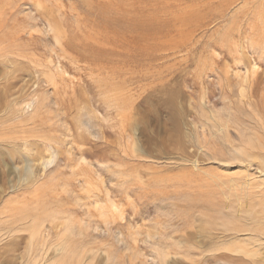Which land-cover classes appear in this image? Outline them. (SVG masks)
<instances>
[{
  "label": "rangeland",
  "instance_id": "rangeland-1",
  "mask_svg": "<svg viewBox=\"0 0 264 264\" xmlns=\"http://www.w3.org/2000/svg\"><path fill=\"white\" fill-rule=\"evenodd\" d=\"M0 7V264H228L264 238V0Z\"/></svg>",
  "mask_w": 264,
  "mask_h": 264
},
{
  "label": "bare ground",
  "instance_id": "bare-ground-1",
  "mask_svg": "<svg viewBox=\"0 0 264 264\" xmlns=\"http://www.w3.org/2000/svg\"><path fill=\"white\" fill-rule=\"evenodd\" d=\"M1 8V7H0ZM2 12V11H1ZM50 18V17H49ZM6 21H7V19L6 18H4ZM43 20V19H42ZM50 20V19H49ZM52 20V19H51ZM1 21V20H0ZM10 21V20H9ZM11 21H12V19H11ZM10 23V22H9ZM1 25L2 24H5V23H0ZM23 24V23H22ZM6 25V24H5ZM14 25H16L17 26V23L16 24H14ZM49 25V24H48ZM54 25V24H53ZM57 25V24H56ZM7 26H8V24H7ZM12 26V25H11ZM3 27V26H2ZM6 27V26H5ZM52 27V26H51ZM4 28V27H3ZM13 29L15 28V27H12ZM16 28H22L21 26H17ZM7 29V28H6ZM8 29H9V27H8ZM3 30V29H2ZM1 30V31H2ZM17 30V29H16ZM263 30V29H262ZM19 31V30H18ZM17 31V32H18ZM57 31V30H56ZM4 32V31H3ZM12 33H13V31H11ZM11 32H9V34L8 35H10V33ZM11 33V34H12ZM20 33V32H19ZM17 35L18 34H15L14 35V37L16 36V38L15 39H17ZM56 35H57V33H56ZM57 36H59V35H57ZM12 37V36H11ZM10 37V38H11ZM55 37V36H54ZM249 37V36H248ZM9 38V37H8ZM28 38H29V36H28ZM56 38V37H55ZM59 38V37H58ZM12 39V38H11ZM14 39V40H15ZM60 39V38H59ZM57 40V39H56ZM58 41H60V40H58ZM12 44V43H11ZM10 44V45H11ZM69 47H71L70 45H69ZM63 50V49H62ZM21 52V51H20ZM6 53V52H5ZM22 53H24L23 51H22ZM21 53V54H22ZM64 53V52H63ZM6 54H8V53H6ZM62 54V53H61ZM19 55V54H18ZM27 55V54H26ZM64 55V57H65V54H63ZM6 56V55H5ZM21 56V55H20ZM25 56V55H24ZM61 56V55H60ZM22 57H23V55H22ZM25 57H29L28 55L27 56H25ZM59 57V56H58ZM62 58V57H61ZM2 59H4V58H2ZM30 59H31V57H30ZM5 60V59H4ZM33 60V59H32ZM70 60H72V59H70ZM3 61V60H2ZM7 61V60H6ZM1 62V61H0ZM3 62H5V61H3ZM18 62V61H17ZM33 62H36V61H33ZM38 62V61H37ZM5 64V63H4ZM12 64V63H11ZM21 65V64H20ZM22 67V66H21ZM22 68H24V67H22ZM17 74V73H16ZM6 75V74H5ZM16 77H17V79L19 78L17 75H15ZM15 76H12V78L14 77L15 78ZM11 77V76H10ZM10 77H8V78H10ZM29 77V76H28ZM13 78V79H14ZM24 80H26V79H24ZM26 81H29L28 79L26 80ZM25 81V84L27 83ZM21 82H22V80H21ZM26 85H29L28 83L26 84ZM5 86V85H4ZM23 86H24V84H23ZM22 86V87H23ZM22 89V88H21ZM20 90V89H19ZM21 92V91H20ZM24 92V91H23ZM25 93V92H24ZM261 104V103H260ZM259 104V105H260ZM126 105V104H125ZM132 105V104H131ZM127 106H129V107H131L130 106V104L129 105H127ZM121 107V106H120ZM8 108V107H7ZM134 108V107H133ZM137 108V107H136ZM121 109H123V108H120V110ZM127 109V108H126ZM135 109V108H134ZM257 109V108H256ZM255 109V110H256ZM124 110V109H123ZM123 110H121V111H123ZM130 110V109H129ZM259 110V109H258ZM127 112V111H126ZM256 112V111H255ZM263 112V111H262ZM128 113H129V111H128ZM127 113V114H128ZM135 114V113H134ZM262 114V113H261ZM260 114V115H261ZM118 115V114H117ZM257 115H259V111H258V114ZM259 115V116H260ZM120 116H124V114L123 115H120ZM128 115H126V117H127ZM258 117V116H257ZM261 117H264V115L263 116H261ZM260 117V118H261ZM128 118H130V117H127V119ZM259 118V117H258ZM122 119V118H121ZM132 120H134L133 118H132ZM264 120V119H263ZM121 122H122V120H120ZM125 121V120H124ZM124 121L122 122V124L124 123ZM129 122H131V120L129 119L128 120ZM261 121V120H260ZM126 122V121H125ZM128 123V122H127ZM117 124V123H116ZM121 124V125H122ZM131 124V123H130ZM263 124V123H262ZM118 125V124H117ZM113 126V125H112ZM115 126V125H114ZM120 126V125H119ZM118 127V126H117ZM258 127V126H257ZM260 127H262V125L260 126ZM129 129V128H128ZM257 129H259V128H257ZM123 130V129H122ZM118 131V130H117ZM263 131H264V128H263ZM259 132H261V131H259ZM120 133V132H119ZM118 134V133H117ZM127 134V133H126ZM256 134H258V133H256ZM264 135V134H263ZM125 136V135H124ZM258 136V135H257ZM260 136V135H259ZM262 138H264V137H262ZM122 139V138H121ZM120 139V140H121ZM257 139V138H256ZM252 140V139H251ZM254 140V139H253ZM253 140L251 141V143H252V147H253ZM260 140H264V139H260ZM257 141V140H256ZM262 141H259V139H258V145H261V142ZM81 142V141H80ZM79 142V143H80ZM249 142V141H248ZM72 143H74L73 141H72ZM250 143V142H249ZM264 145V141H263V143H262V146ZM79 148H80V146H79ZM82 148V147H81ZM138 148V147H137ZM254 148H256V146H254L253 148H252V150L254 149ZM71 149V148H70ZM258 149H259V152H258V154L257 155H254L253 156V153L252 152H249V154L247 155V157H254V161H249V162H246L245 164H244V167H245V170H246V172H248L249 170H250V167L253 165V163L254 162H258L259 163V165H260V167L257 169V170H255L253 173H254V175H255V177L256 178H260V176L262 177V179H264V149H263V147L262 148H260L259 146H258ZM78 151H79V149H77ZM84 152V151H83ZM83 154V153H82ZM78 160V159H77ZM79 163H80V160H79ZM75 164V163H74ZM82 164V163H81ZM78 165H80V164H78ZM77 169V168H76ZM82 169H83V171H84V168L82 167ZM27 170V169H26ZM30 170V169H29ZM87 171V170H86ZM28 172V171H27ZM76 172V171H75ZM88 172V171H87ZM89 173V172H88ZM34 174V173H33ZM30 175H32V174H30ZM246 176H249V178L248 177H245L246 179L243 181V186H245V187H249V185H250V182H251V178L252 177H250V174H248L247 173V175ZM27 177V176H26ZM32 178V177H31ZM30 178V179H31ZM30 179H28V180H30ZM35 179V178H34ZM89 180V179H88ZM68 186V185H67ZM70 188V187H69ZM72 192V191H71ZM82 207V206H81ZM86 210V209H85ZM84 210V211H85ZM86 211H88V210H86ZM101 211V210H100ZM94 213V212H93ZM98 214V213H97ZM101 215V214H100ZM98 216V215H97ZM106 217V216H105ZM254 218H257V215H254ZM52 219V218H51ZM108 220V219H107ZM103 224V223H102ZM80 228V227H79ZM70 229V228H69ZM73 229V228H72ZM72 229H70V230H72ZM222 229H226V228H223L222 227ZM258 231H264V225H261V227H260V229L258 230ZM257 231V232H258ZM67 233H68V231H67ZM35 234V233H34ZM209 234V233H208ZM250 235V238H251V245H250V247H246V246H243V247H240V246H236V248H233V249H229L230 251H231V254H233L234 255V257H237V258H233V259H231V262H233V264H264V238H261L260 237V235H256V232L255 233H250L249 234ZM208 236V235H207ZM45 239V238H44ZM36 245H38V244H36ZM199 248V247H198ZM227 252H229V251H227ZM233 252V253H232ZM64 254V253H63ZM69 254V253H68ZM237 254V255H236ZM238 254H241L240 256L238 255ZM65 255V254H64ZM223 256H224V254H223ZM228 256V255H227ZM232 257V255H229V257ZM216 258H218V257H216ZM220 258H221V256H220ZM224 258V257H223ZM222 258V259H223ZM219 259V258H218ZM225 259H226V257H225ZM229 259V258H228ZM228 259L227 260H224L223 259V261H228ZM230 259H229V261H230ZM60 261V260H59ZM163 261V260H162ZM166 262V261H165ZM231 262H229L230 264H231ZM219 263V262H218ZM222 263V262H221ZM226 263V262H225ZM228 263V264H229ZM63 264H65V263H63Z\"/></svg>",
  "mask_w": 264,
  "mask_h": 264
}]
</instances>
